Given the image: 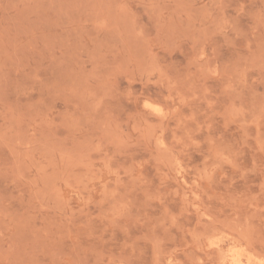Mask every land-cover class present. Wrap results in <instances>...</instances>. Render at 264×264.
<instances>
[{"label":"rangeland","instance_id":"374dc122","mask_svg":"<svg viewBox=\"0 0 264 264\" xmlns=\"http://www.w3.org/2000/svg\"><path fill=\"white\" fill-rule=\"evenodd\" d=\"M0 264H264V0H0Z\"/></svg>","mask_w":264,"mask_h":264}]
</instances>
